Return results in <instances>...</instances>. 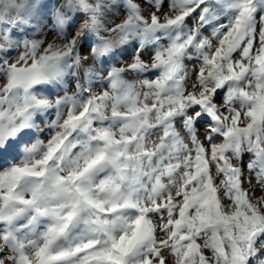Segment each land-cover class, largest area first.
Segmentation results:
<instances>
[{"label":"snow or ice","instance_id":"obj_1","mask_svg":"<svg viewBox=\"0 0 264 264\" xmlns=\"http://www.w3.org/2000/svg\"><path fill=\"white\" fill-rule=\"evenodd\" d=\"M258 191L264 0H0V264H264Z\"/></svg>","mask_w":264,"mask_h":264},{"label":"rangeland","instance_id":"obj_2","mask_svg":"<svg viewBox=\"0 0 264 264\" xmlns=\"http://www.w3.org/2000/svg\"><path fill=\"white\" fill-rule=\"evenodd\" d=\"M116 22L118 23L119 22V18H117L116 19ZM189 68H191V65H189ZM132 77H128V79H131ZM246 159H247V157H246ZM256 196H260V195H264V193H261V192H256V194H255Z\"/></svg>","mask_w":264,"mask_h":264}]
</instances>
